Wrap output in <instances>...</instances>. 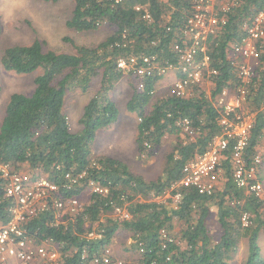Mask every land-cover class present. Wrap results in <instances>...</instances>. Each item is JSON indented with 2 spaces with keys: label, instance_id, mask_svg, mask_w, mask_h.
I'll use <instances>...</instances> for the list:
<instances>
[{
  "label": "trees",
  "instance_id": "obj_1",
  "mask_svg": "<svg viewBox=\"0 0 264 264\" xmlns=\"http://www.w3.org/2000/svg\"><path fill=\"white\" fill-rule=\"evenodd\" d=\"M191 7V0H73L66 28L84 33L96 31L103 25L110 27L112 32L99 45L72 44L75 53L68 54L48 50L44 42L34 40L29 45H14L0 52V65L4 70L19 75L38 72L30 94L13 93L8 99L0 122V164L9 165L15 173L24 166L28 174L47 176L58 185L64 197L87 192L89 180L108 188L106 195L89 194L83 211L75 218L67 216L65 222L57 224L52 212H47L25 225L30 234H36L39 244L51 240L57 245L60 264H76L82 250L91 255L105 245L110 247L113 237L121 231L130 234L128 249L140 255L136 264L152 261L230 264L241 239L247 240L244 264H264L258 242L260 233L264 234V202L235 187L229 150L220 157L218 184L213 196L186 190L178 210L149 201L152 195L162 193L179 181L183 165L201 155L212 138L221 134L220 110L214 107V100L223 89L240 83L236 67L230 64V44L240 39L243 23L252 21L264 7V0H240L226 16L223 32L211 39L209 69L216 71V75L209 78L210 97L202 90L186 98L161 97L147 111L152 98L149 92L162 77L145 79L142 92L133 88L126 109L140 119L135 141L139 154L151 156L166 135L179 133L176 126L179 119L187 118L195 131L192 139H181L172 145L161 177L146 182L132 174L123 162L110 157L93 158L91 154L97 133L118 120V109L107 95L123 76L116 66L117 60L143 55L156 56L162 65L174 64L177 58L172 47L181 41L180 29ZM145 15H149L150 20L143 19ZM99 75L100 89L84 105L78 121L80 129L73 133L63 109L66 94L87 92ZM263 107L264 50L249 86L247 110L256 113V117L246 149L247 163L252 161L264 138ZM66 173H85L86 177L75 191H67L63 186ZM259 181L262 184V180ZM3 187L4 180L0 177V223L8 220L11 206V201L3 197ZM121 196H126L129 202V219L118 222L111 213L114 207L123 206ZM212 209L221 229L216 242L211 241L207 229ZM244 212L251 215L248 227L241 226L240 216ZM175 221L183 226L172 236L186 247L168 244L162 249L159 231L165 229L172 233ZM96 223L104 230L103 238L87 241L84 235ZM168 256L170 262H166ZM112 258L118 259L113 252Z\"/></svg>",
  "mask_w": 264,
  "mask_h": 264
},
{
  "label": "built area",
  "instance_id": "obj_2",
  "mask_svg": "<svg viewBox=\"0 0 264 264\" xmlns=\"http://www.w3.org/2000/svg\"><path fill=\"white\" fill-rule=\"evenodd\" d=\"M166 1V0H164ZM190 13L183 20L180 29L181 41L175 43L172 51L176 55L174 64L162 65L156 56H129L117 60V68L124 75L137 80V88L142 92L145 79L161 78L174 71L176 79L169 88L167 97L186 98L203 85L205 78L216 75L209 69L211 39L218 37L226 26V16L236 8L240 0H191ZM137 10L139 8H136ZM143 19L150 20L149 15ZM243 34L239 40L230 44V64L236 67V75L240 83L233 88H225L216 96L214 107L219 109V126L221 134L209 142L206 150L195 159L187 162L181 169L182 177L167 190L152 195L149 199L169 209L180 208L183 192L195 190L200 195L211 197L218 184L219 160L222 153L230 151L233 169L231 179L235 187L252 194L264 202V190L257 180V170L261 163L259 155H255L249 163L245 160L246 149L251 131L255 127L256 113L247 110L249 86L259 67V59L264 50V7L253 17L252 21L243 23ZM206 70V71H205ZM154 95V89L149 92ZM261 112L264 114V107ZM140 121V119H138ZM176 126L189 139L195 131L187 119H179ZM232 144V149H229ZM0 177L4 180L3 197L11 201L8 209V220L0 223V264H60L57 245L51 240L36 241V234H30L25 225L32 218L52 212L55 223L65 222V217L75 218L83 211L81 196L64 197L58 185L47 176L28 173H15L9 165L0 164ZM85 173L64 175V189L75 191V187L85 178ZM89 194L106 195L108 188L89 180ZM122 207H114L111 217L118 222L129 219L126 196L120 198ZM64 220V221H63ZM242 227L251 224V215L244 212L240 216ZM103 223V220H100ZM104 230L96 223L85 233L87 241L102 240ZM161 248L168 244L180 245L165 229L159 231ZM82 250L76 264H126L112 258L108 245L92 251L91 255ZM143 250L140 249V253ZM170 262V256L166 257ZM149 264H160L152 261Z\"/></svg>",
  "mask_w": 264,
  "mask_h": 264
},
{
  "label": "rangeland",
  "instance_id": "obj_3",
  "mask_svg": "<svg viewBox=\"0 0 264 264\" xmlns=\"http://www.w3.org/2000/svg\"><path fill=\"white\" fill-rule=\"evenodd\" d=\"M73 8V0H0V52L14 45H29L34 40L44 42L46 49L56 53L74 54L72 44L84 47H96L112 29L106 25L92 32L75 33L66 28ZM38 72H35V74ZM35 74H15L6 71L0 65V122L8 99L13 93L28 95L33 89ZM123 74V73H122ZM174 71L158 80L146 110H151L157 99L167 98L169 88L174 82ZM176 76V75H175ZM101 76H97L87 92H68L65 97L63 109L68 117V124L73 133L80 129L79 118L84 105L100 89ZM137 80L124 75L108 90V97L115 103L118 109V120L113 125L97 133L92 144V157H110L126 164L129 171L140 176L144 181H154L162 176L166 157L172 151V145L178 140H189L180 130L179 133L166 135L161 145L154 149L153 154L147 157L146 153L139 154L136 147L138 136V117L135 113L128 112L126 104L132 95ZM210 82L205 78L199 88L207 97H210ZM149 150V149H147ZM256 155L261 157V172L258 173L262 180L264 190V138H262ZM21 173H27L24 166L19 169ZM221 183H219L220 187ZM89 193H82L81 199L84 205L87 203ZM183 224L174 223L171 235L176 234ZM207 229L211 241L216 242L221 235V229L216 220L215 210H211ZM260 256L264 259V234L260 233L258 239ZM111 250L116 258L127 264H136L139 254L128 249L131 244L130 234L125 231L118 232L110 243ZM181 248L186 245L180 242ZM247 256V240L241 239L237 245L236 254L230 264H244ZM37 264V263H36Z\"/></svg>",
  "mask_w": 264,
  "mask_h": 264
},
{
  "label": "crops",
  "instance_id": "obj_4",
  "mask_svg": "<svg viewBox=\"0 0 264 264\" xmlns=\"http://www.w3.org/2000/svg\"><path fill=\"white\" fill-rule=\"evenodd\" d=\"M176 79V76L174 75V81ZM262 140V139H261ZM261 142V141H260ZM262 170H261V164H260V167L258 168V172H257V176H258V173H260ZM259 179V177H257ZM260 180V179H259Z\"/></svg>",
  "mask_w": 264,
  "mask_h": 264
}]
</instances>
